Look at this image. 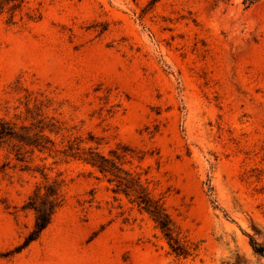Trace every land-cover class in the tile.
<instances>
[{
	"label": "rangeland",
	"instance_id": "rangeland-1",
	"mask_svg": "<svg viewBox=\"0 0 264 264\" xmlns=\"http://www.w3.org/2000/svg\"><path fill=\"white\" fill-rule=\"evenodd\" d=\"M0 128V264H264V0H0Z\"/></svg>",
	"mask_w": 264,
	"mask_h": 264
},
{
	"label": "trees",
	"instance_id": "trees-1",
	"mask_svg": "<svg viewBox=\"0 0 264 264\" xmlns=\"http://www.w3.org/2000/svg\"><path fill=\"white\" fill-rule=\"evenodd\" d=\"M4 133L7 134L8 132L4 131L3 128H0V138H2V135ZM88 162L92 166L97 167L101 172L108 171L111 174H115L112 163L110 164L112 166L108 164V169H107L106 159L102 158V156H99L96 159L95 157H92L91 159L88 160ZM108 163L110 162L108 161ZM115 175L118 176L117 174ZM136 197H137L136 201L138 205L152 215L159 229L169 240H172V242H170L171 248L175 252L181 254L182 250H180L179 245H177L176 243L177 240L174 237H172L171 226L169 223L170 219L167 216V214L163 211V209L159 206L158 203H156L149 197L142 194L140 195L139 193L137 194ZM32 202H33L32 208L36 213L34 228L24 239L23 243L17 247L18 248L17 250L24 248L29 242L34 240L38 236L40 231L47 225L54 209L59 204L58 193L53 187L50 186L47 188V191L43 199L39 201L34 200ZM250 243H251L250 244L251 248L254 251L258 253H264V246H262L261 243L257 242L253 237H250Z\"/></svg>",
	"mask_w": 264,
	"mask_h": 264
}]
</instances>
